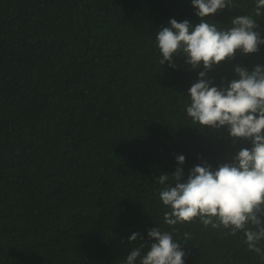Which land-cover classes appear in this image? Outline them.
Masks as SVG:
<instances>
[{
  "label": "trees",
  "instance_id": "1",
  "mask_svg": "<svg viewBox=\"0 0 264 264\" xmlns=\"http://www.w3.org/2000/svg\"><path fill=\"white\" fill-rule=\"evenodd\" d=\"M234 3L206 19L226 29L252 15L264 37L255 0ZM195 12L191 0H0V264H124L141 244L146 254L150 229L173 231L159 175L182 167L186 178L251 147L187 116L203 68L159 63L158 30L199 23ZM236 64L264 65V45L215 67L213 86ZM175 228L185 264H264L242 232ZM134 232L143 239L129 243Z\"/></svg>",
  "mask_w": 264,
  "mask_h": 264
},
{
  "label": "clouds",
  "instance_id": "2",
  "mask_svg": "<svg viewBox=\"0 0 264 264\" xmlns=\"http://www.w3.org/2000/svg\"><path fill=\"white\" fill-rule=\"evenodd\" d=\"M200 22H178L175 18L161 27L156 45L161 54L159 63L166 62L176 68L174 56L185 58L193 70L203 68L198 80L188 90L190 104L187 116L194 125L214 131L227 129L233 145L248 142L231 159L215 169L207 161L196 165L185 178L182 167L172 174L162 173L158 183L160 201L169 209L163 222L173 231L154 227L148 231L150 250L143 254L146 245L134 247L124 264H185V251L180 239H174L176 225L199 223L205 229L225 230L236 236L242 232L247 249L264 259V65L256 64L250 70L236 64L230 82L223 78L222 86H213L208 73L221 63L258 53L264 45L260 25L252 15L231 18V27L220 29L206 18L215 16L225 8L238 7L234 0H191ZM253 13L264 15V0H255ZM223 137V133H221ZM178 165L186 161L177 155ZM168 182V183H166ZM190 233H184V240ZM143 237L133 233L128 242Z\"/></svg>",
  "mask_w": 264,
  "mask_h": 264
}]
</instances>
